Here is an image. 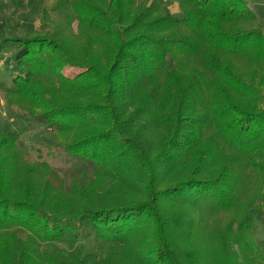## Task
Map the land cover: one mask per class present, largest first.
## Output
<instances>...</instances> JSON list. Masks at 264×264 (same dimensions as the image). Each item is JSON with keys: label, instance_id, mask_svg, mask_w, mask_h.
I'll return each mask as SVG.
<instances>
[{"label": "trees", "instance_id": "obj_1", "mask_svg": "<svg viewBox=\"0 0 264 264\" xmlns=\"http://www.w3.org/2000/svg\"><path fill=\"white\" fill-rule=\"evenodd\" d=\"M28 16L23 37L5 21L1 106L53 132L32 159L0 125V264L261 257L264 29L247 0H33ZM59 153L90 171L61 178Z\"/></svg>", "mask_w": 264, "mask_h": 264}, {"label": "rangeland", "instance_id": "obj_2", "mask_svg": "<svg viewBox=\"0 0 264 264\" xmlns=\"http://www.w3.org/2000/svg\"><path fill=\"white\" fill-rule=\"evenodd\" d=\"M247 2L249 7L257 14L264 29V0H247ZM32 4L33 0H0V40L3 38V28L8 18L13 20L12 25L15 27V31L18 33L19 37H23L25 31L38 27V21L28 16ZM169 10L173 13L171 9ZM15 51L13 47H8L0 54V83L7 84L12 78V71L16 66L12 60ZM82 70V68L66 66L63 69V73L66 76L72 77ZM1 97L2 93L0 92V125L2 129L10 137L18 136L19 142L26 148L28 155L32 159H37L39 157V152L36 151V147L33 145L45 141L46 139H51L53 129L36 122L28 126L22 124L14 119L9 110L1 106L3 104ZM50 163L58 175L65 180L71 174L77 173L80 170L90 171L89 164L65 160L61 153L57 154L52 161L50 160ZM251 215L254 218L255 224L254 239L261 251V257L253 255L252 261L250 259L251 263H246L249 261L248 258L247 261L245 260L244 263L241 262L240 264H264V211L253 210ZM57 245L68 252L80 250L83 253L92 252L93 249L97 247L92 239L83 240L74 245L68 242H58ZM233 247L236 248L235 246ZM247 255L250 257L249 253Z\"/></svg>", "mask_w": 264, "mask_h": 264}, {"label": "crops", "instance_id": "obj_3", "mask_svg": "<svg viewBox=\"0 0 264 264\" xmlns=\"http://www.w3.org/2000/svg\"><path fill=\"white\" fill-rule=\"evenodd\" d=\"M173 13H178V6L176 3L171 4L169 7Z\"/></svg>", "mask_w": 264, "mask_h": 264}]
</instances>
